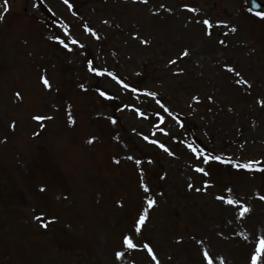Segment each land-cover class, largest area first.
<instances>
[{
    "label": "rangeland",
    "instance_id": "1",
    "mask_svg": "<svg viewBox=\"0 0 264 264\" xmlns=\"http://www.w3.org/2000/svg\"><path fill=\"white\" fill-rule=\"evenodd\" d=\"M4 8L0 0V264H154L146 250L121 246L151 198L142 233L161 264H202L205 248L227 264H251L264 234V172L204 165L186 144L264 163V18L245 0H8ZM88 60L140 91L90 72ZM40 114L52 119H33ZM227 188L250 207L244 218L216 199Z\"/></svg>",
    "mask_w": 264,
    "mask_h": 264
},
{
    "label": "snow or ice",
    "instance_id": "2",
    "mask_svg": "<svg viewBox=\"0 0 264 264\" xmlns=\"http://www.w3.org/2000/svg\"><path fill=\"white\" fill-rule=\"evenodd\" d=\"M148 0H143V3H147ZM249 2H252V0H249ZM65 4L69 3V0H64ZM4 12L6 13L9 8H8V0H4ZM69 7H72L71 4H69ZM184 8L189 9L192 12H196L198 11V9L196 8H190V6L188 4H184L183 5ZM257 16H260L261 18H264V11L261 12H257L256 13ZM0 19H3V14H0ZM202 23L204 25L207 26L208 29H211L213 27V24L211 21L205 19L202 21ZM216 24L218 25H226V21L223 20H219L216 21ZM85 29L91 33L92 35H96V33L93 31V29L91 27H89L87 24L84 25ZM66 33H67V28L65 29ZM237 31V28L235 26L231 27V32L235 33ZM207 35L211 36V31H208L206 33ZM56 39L59 41L60 44L63 45V47L69 51H71V47L69 45V43L65 42V39H61L60 37H56ZM144 43H148V41H143ZM221 44H224L225 41L221 40L220 41ZM71 44L74 45H80V41L76 40L74 38L71 39ZM82 47V45H80ZM188 50L185 49L182 53L181 56H187ZM170 63H175V61H170ZM87 67L88 70L94 74H96L97 76H107V77H111L113 80H115L120 86H122L124 89H131V91L133 93L140 91L139 89H137L136 87L132 86L129 83H126L124 79H121L116 73L111 72L105 68H101V67H96L93 64V61L88 60L87 61ZM225 67L228 68L229 71L231 72H235L236 76H240V72L237 71L235 68L226 65ZM42 83L45 87L47 88H51L52 85L50 83L49 78L46 75H43L41 77ZM238 83H248L247 80H242V81H237ZM80 87L83 89L84 85L81 84ZM97 91L99 92L100 96L104 97L105 99H113L114 97L111 96L106 90H101V89H97ZM144 94L148 97H157V93L156 92H152V91H147L144 90ZM16 96H20L21 93L17 92L15 94ZM194 99H198L196 97H194ZM209 99L211 100L212 97H209ZM156 103L160 105V108L165 112L168 113L169 115H172L171 111L159 100H156ZM261 104H264V101H261ZM134 107L135 112L141 116L144 117L145 116V112L142 111L140 108H136ZM157 117H159L160 121L163 122L164 121V116H162L160 114V112L156 113ZM34 120L36 121H45V120H49L52 119V117L50 116H45V115H35L33 117ZM178 119V118H177ZM69 121L71 123H75V120L69 116ZM111 122L113 124L116 123V119L112 118ZM181 123V126H183V123ZM16 126L15 121L11 122L10 127L12 129H14ZM44 125L41 124V127H43ZM161 132H165V130L163 128L160 129ZM167 134V133H165ZM6 139V138H5ZM143 139L146 141H149L152 144H156L158 145L159 148L163 149L165 152H167L169 155H175V153H173L164 143H162L159 140H149L148 136H143ZM95 140V137H92L89 139V143H92ZM186 147L188 149L191 150L192 153H194L195 159L197 161H199L200 163L204 164V165H210L211 162L216 161V162H221V163H228V164H232L233 167L237 168V169H243V170H247L249 172L251 171H257V172H264V163H262L261 161H249L248 163H235L232 162L231 160H227L225 159L223 156L221 155H216V154H209L207 152L206 149L204 148H197L196 146H194V144L192 143H187ZM129 159H133L132 157H129ZM136 163H140V161H136ZM195 171L198 173H202L204 174V176H209L210 172L206 170L205 167L199 166V164H197ZM209 181L205 180L204 184L205 185H209ZM142 187L144 188L145 193H147L149 191V187L147 184H143L142 183ZM193 185L191 183L188 184V188L189 189H193ZM43 190V189H41ZM195 191H206V188L201 189V188H196ZM226 193H229L230 195H219L216 197L217 200L223 202L226 205H238V216L240 218H244L246 216V214L250 213L251 209L250 207L243 203L240 199L236 198V196L238 194L233 195V189L232 188H227L225 189ZM261 200H264V196L260 197ZM157 201L155 198H151L147 200V204H148V208L144 209L142 212H140L138 214V218L134 219L133 221V226L131 229V234L130 235H124L122 237V247L127 249V250H135V249H144L146 250L148 256L151 258V260L154 262V264H161L160 260L158 259L157 253L153 250L152 245L150 244V242H147L146 238L143 237V233H142V229L145 225V222L148 219V209L153 208L156 205ZM36 219L40 220L41 217H36ZM55 219V218H53ZM42 226L47 228L48 224L44 223L42 221ZM137 237H140V239H137ZM182 239V238H181ZM200 243H203V240L199 241ZM253 246H254V251L251 253L250 255V261L251 264H262V261H264V234L260 235V237L258 239H254L253 240ZM126 252L124 251H118L115 253V256L117 259H121L123 257H125ZM133 264H135V261H133ZM202 264H227L226 259L223 256H217L215 253L211 252L210 249H203L202 250Z\"/></svg>",
    "mask_w": 264,
    "mask_h": 264
},
{
    "label": "water",
    "instance_id": "3",
    "mask_svg": "<svg viewBox=\"0 0 264 264\" xmlns=\"http://www.w3.org/2000/svg\"><path fill=\"white\" fill-rule=\"evenodd\" d=\"M246 3L251 10L258 11V12L264 11V5L258 2V0H252V2H249V0H246Z\"/></svg>",
    "mask_w": 264,
    "mask_h": 264
}]
</instances>
